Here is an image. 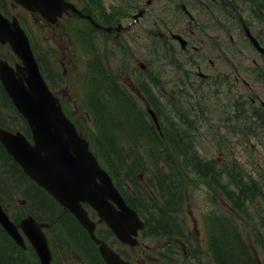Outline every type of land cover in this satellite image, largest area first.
<instances>
[{
	"label": "trees",
	"instance_id": "16d2710c",
	"mask_svg": "<svg viewBox=\"0 0 264 264\" xmlns=\"http://www.w3.org/2000/svg\"><path fill=\"white\" fill-rule=\"evenodd\" d=\"M115 87L106 105L99 95L96 98V122L100 132L96 142L101 160L130 204L147 217L151 232L175 239L186 237V225L180 212L188 176L195 177L194 174H197L213 183L219 182L221 173L214 170L211 161L200 156L187 124L163 126L161 135L147 119L146 111L137 107L128 94ZM0 103L4 108L1 110L0 106V125L9 129L16 127L29 134L25 120L17 114L1 83ZM122 132L125 139L137 134L133 145L148 135L146 151L138 156L143 159L133 158L127 147L126 151L131 157H125ZM235 183L233 193L242 198L241 203L237 204L243 208L246 196L241 195L251 192L254 184L243 179L235 180ZM9 188H16L27 199V212L39 220L55 221L54 226L66 232L67 246L72 253L81 256L88 264H105L89 234L76 218L26 176L0 143V189L9 191ZM4 191L0 190V199L6 200L3 193L9 194ZM209 223H212L209 225V251L216 264H258L244 237L240 217L224 215L218 217L215 223ZM60 244L64 245L63 242ZM30 252L20 248L0 226V264H40ZM56 264H62L61 260L57 259Z\"/></svg>",
	"mask_w": 264,
	"mask_h": 264
},
{
	"label": "water",
	"instance_id": "95a60500",
	"mask_svg": "<svg viewBox=\"0 0 264 264\" xmlns=\"http://www.w3.org/2000/svg\"><path fill=\"white\" fill-rule=\"evenodd\" d=\"M17 1L31 10H40L49 19H54L66 5L64 0ZM248 34L253 40L249 31ZM0 41H9L23 60L24 65L17 64L15 69L0 59V78L16 107L27 118L34 139L31 143L21 131L14 133L0 128L1 142L33 179L76 215L100 244L107 264H130L105 241L96 237L95 222L88 216L82 202L90 203L114 232L132 245L136 243L133 235L144 225L142 220L126 204L110 175L90 151L89 143L77 133L74 124L65 115L58 98L39 71L28 37L19 22L15 18L9 20L1 13ZM0 222L17 242L25 246L18 226L1 205ZM21 225L42 263L51 264V251L41 231L44 224L29 216L22 220Z\"/></svg>",
	"mask_w": 264,
	"mask_h": 264
},
{
	"label": "flooded vegetation",
	"instance_id": "af4514ba",
	"mask_svg": "<svg viewBox=\"0 0 264 264\" xmlns=\"http://www.w3.org/2000/svg\"><path fill=\"white\" fill-rule=\"evenodd\" d=\"M147 1L139 0L135 7L123 11L117 8L112 10L110 5H102L99 16L95 19L92 16L95 13L90 9V6L86 7L84 0H77L74 2L77 7L79 9L86 7L83 9L84 12L91 15L99 26L89 18L80 17L85 22L80 33L73 31L70 34V31H66V26L60 30L61 39L69 43V50H63L62 53H59L61 51L56 48L57 53L60 54L57 56L56 64L61 65L65 72L67 68L78 71L80 61L87 70L93 66L88 71L89 74L92 73L93 75L84 84L86 93L97 91L99 88L104 104H107L110 91L115 90V86L120 87L126 93H134L137 96H143L142 92L148 93L154 86V76L151 69L154 58L153 27L159 21L157 17L159 13L175 8L172 5L167 7L166 4H163L153 11L152 5L155 0L146 5ZM173 1L169 0V2ZM199 1L201 2V0ZM192 4L195 5L194 9H197L194 22L184 16L175 23H170L160 17L165 28V32H159L160 45L164 47L172 41H177L172 39V33H177L186 37L187 48L192 50L191 54L188 53V49L181 51L177 58L178 61L184 62L183 68L187 70H182V73L178 70L175 74L165 75L162 78L165 85L163 93L169 94V89L175 85H179L181 89L187 87L201 89L204 86L217 83L218 77L221 80L220 84H223L224 88L227 87L224 94L229 96L228 99L240 96L241 101L246 105L244 108L246 114H252L251 112L255 110L264 120V53L253 47L252 53L242 57L241 66L233 65L234 59L231 54L234 53L235 47H233V36L229 34L228 26L221 28L222 36L214 32V34H210L211 36L206 37L205 30L210 26L206 22V16L209 15L199 2L192 1ZM225 5H227L226 10L235 7L231 0H225ZM141 9H144L143 14L135 20L134 15ZM66 13V15L74 14L70 10ZM228 18L231 19L230 16ZM211 21L219 26L212 18ZM58 22L56 23L57 26L59 25ZM118 27L120 29H116ZM252 29L264 47V33L261 32L260 34L261 29L259 32H256L253 27ZM223 31L227 36H230L232 42L224 41L227 36ZM207 53H211L215 60L209 58ZM220 58L224 59L223 63L227 69L231 68V71L218 68ZM229 61L231 64H228ZM116 62H120L121 65L119 72H114L112 69V63ZM187 62L188 65H186ZM190 66L193 68H188ZM214 66L217 67V72L222 73L211 77V73H205V70ZM98 72L99 76L95 78ZM229 72L232 73L231 76H229ZM60 79L65 84L57 82L53 85L57 89V93L60 95L67 88V97L70 103L72 106L77 105L74 97L68 92L65 77ZM62 95L64 96V94Z\"/></svg>",
	"mask_w": 264,
	"mask_h": 264
},
{
	"label": "rangeland",
	"instance_id": "374dc122",
	"mask_svg": "<svg viewBox=\"0 0 264 264\" xmlns=\"http://www.w3.org/2000/svg\"><path fill=\"white\" fill-rule=\"evenodd\" d=\"M232 2L235 4L239 12L244 16L245 21L256 30L258 31L260 26L263 28L264 25V0H232ZM263 2V5H262ZM191 6V11L196 15L197 10L194 9L195 5L192 4V1H189ZM166 4L167 7H170L171 5L175 8V5L180 4L179 0H174L173 2H169V0H155L152 8L153 11L155 9H158L161 5ZM223 4V5H222ZM225 1H221L220 4H218L217 8H221L220 11H222L221 14H217L215 16V22L219 25L216 26L213 21H211V18L209 16H206L207 23L210 24L209 27L205 30L206 37L209 35L211 36L214 34V32L217 34H221L222 36V27L228 26L229 28V34H232L233 36V47H235L233 55L234 64L236 66V62L239 61V59H242V57L249 53L250 47L249 44L244 37L243 33H241L242 25L239 22L237 15L235 14V10L230 9L229 14H225V19L221 18V15L226 12L224 5ZM11 7V10L18 16L20 15L24 20L25 26L27 30L29 31V34L33 37L34 41L38 43L39 48L41 51L38 53L41 57L47 58L45 56L46 49L50 52V59L52 62L57 61V50L58 48L62 53V51H68L69 50V43L62 40L61 33L59 32L61 30V27L66 24L68 25L70 22L68 20H63L62 24L58 26L54 25H48L47 23L41 22V17L37 14H34L32 12H27L24 9L20 7H12L11 4H9ZM175 9L165 10L157 15L158 17V23L155 25L154 36H157V33L159 30H164V28H160L163 24L161 23L160 17L164 18L170 23H175L180 18L179 15H175L174 12ZM178 12V11H177ZM238 12V14H240ZM228 16L231 17V19L228 18ZM75 26H79V23L77 21H73V24ZM197 25V24H196ZM221 25V26H220ZM264 30V29H263ZM224 32V31H223ZM211 34V35H210ZM226 35V33L224 32ZM227 36V35H226ZM264 38V35H263ZM225 42H232L230 36L225 37ZM172 54V51H171ZM209 58H212L215 60L214 56L211 53H207ZM0 56H13V53L7 46H0ZM173 57V62L176 63V57L171 55ZM118 59V58H117ZM48 61V60H46ZM224 62V59L220 58L218 63V68H223L228 71H231L232 69L226 68V65ZM228 64H231V61H229ZM59 66V65H58ZM49 70L52 74H55V71L52 69L50 65H48ZM60 71L61 74H64V70L61 66ZM120 62L112 63V69L114 72L120 71ZM207 72L211 73L213 76H217V74H221L220 72H217L218 69L216 66L209 68L206 70ZM212 71V72H211ZM69 72V69L67 70ZM231 72H229V76H231ZM90 77L89 72L87 71L86 67L80 63L78 71L74 70L72 72H69L65 76V80L67 81V87L68 92L71 96L74 97L75 102H77V105L72 106V110L78 111V113L83 114L86 110L87 106V93L85 89V82ZM99 95L100 91L98 89ZM61 94H64V96H67V88L65 89V92H61ZM134 99H136L139 103H141V98L139 96L133 95ZM1 110H4L3 105H1ZM224 113V110L222 113L218 114V108L217 113L212 115L214 118L212 121L208 123V125L204 128L202 132V136L199 138V149L203 156L207 158H212L215 156V158H218L219 162L225 161L229 159L230 157H235L237 161H239L245 169L248 170V172L251 175L260 176L264 172V132H260L259 134H256L259 132V128L257 125H251L248 127L247 122L245 120H241L239 123L241 126H244L245 128H249V131L242 130L241 132H234L231 131L229 126L227 124L221 123L220 118L222 114ZM227 116H223L222 118H225ZM224 122V121H223ZM86 131V129H85ZM135 151H141L144 152L146 150V142H139L136 144ZM141 153H138L137 156H140ZM143 159V158H139ZM230 162V160H229ZM229 165V164H228ZM226 165V166H228ZM189 182V181H187ZM1 191H4L0 189ZM6 192V191H4ZM3 193V192H2ZM14 196H16V193L10 192ZM3 196L6 197V200L8 201L9 195H5L3 193ZM220 201V203H219ZM14 206H11L12 212L14 210H17V206H15V202H12ZM7 205V208H9L10 205L5 203ZM222 206V198L219 200L218 196L214 197L212 190L203 182L200 183H194L193 185H188L186 190V201L183 209V218L187 222V225L189 229L194 232L195 236L198 237L199 242L201 244V247L203 250L207 251V244H206V236H205V226H204V214L211 209H218ZM59 228L49 230L48 234L52 235L55 239V241L58 239L62 240L63 242H66L65 233L62 232V230ZM243 228V226H242ZM263 229V235L261 237L258 236L260 243V246H257L255 250H260L258 254L256 255V259L260 260L261 264H264V227ZM244 232V230H243ZM249 239H252V236L250 233H248ZM114 240L115 245L117 244V247L123 250H129V251H141V249H131L130 246L121 244V242H117L115 239L111 238V241ZM165 240L163 239V243ZM146 242H144L145 244ZM150 245L153 244L152 241H148ZM253 243V242H252ZM253 246L256 247V245L253 243ZM152 248V247H150ZM56 255L58 260L64 261V264H68V258L72 257L71 253H66L65 251H61V248L56 245L55 248ZM149 255L151 256L152 251L148 250ZM31 254V253H30ZM158 254V253H157ZM208 254V253H207ZM209 256V255H208ZM80 264H86L85 261L78 260ZM174 263L176 264H187L191 263L190 260L185 256L179 255L178 257L173 258ZM75 261L71 262V264H74ZM163 263V262H162ZM213 263L210 259V264ZM146 264V263H144ZM147 264H156L147 262ZM170 264V263H168Z\"/></svg>",
	"mask_w": 264,
	"mask_h": 264
}]
</instances>
